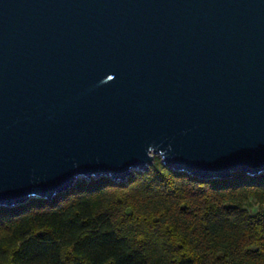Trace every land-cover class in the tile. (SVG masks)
Returning <instances> with one entry per match:
<instances>
[{
	"label": "water",
	"instance_id": "95a60500",
	"mask_svg": "<svg viewBox=\"0 0 264 264\" xmlns=\"http://www.w3.org/2000/svg\"><path fill=\"white\" fill-rule=\"evenodd\" d=\"M156 157L264 173V0H0V207Z\"/></svg>",
	"mask_w": 264,
	"mask_h": 264
},
{
	"label": "trees",
	"instance_id": "16d2710c",
	"mask_svg": "<svg viewBox=\"0 0 264 264\" xmlns=\"http://www.w3.org/2000/svg\"><path fill=\"white\" fill-rule=\"evenodd\" d=\"M0 264H264V173L203 180L156 157L126 182L80 179L0 207Z\"/></svg>",
	"mask_w": 264,
	"mask_h": 264
},
{
	"label": "rangeland",
	"instance_id": "374dc122",
	"mask_svg": "<svg viewBox=\"0 0 264 264\" xmlns=\"http://www.w3.org/2000/svg\"><path fill=\"white\" fill-rule=\"evenodd\" d=\"M249 208H250L252 213H256L258 211V209H259V206L254 201H252L250 203Z\"/></svg>",
	"mask_w": 264,
	"mask_h": 264
},
{
	"label": "clouds",
	"instance_id": "9594fccd",
	"mask_svg": "<svg viewBox=\"0 0 264 264\" xmlns=\"http://www.w3.org/2000/svg\"><path fill=\"white\" fill-rule=\"evenodd\" d=\"M109 79H112V77H109Z\"/></svg>",
	"mask_w": 264,
	"mask_h": 264
}]
</instances>
